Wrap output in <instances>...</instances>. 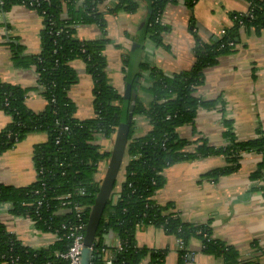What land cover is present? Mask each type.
<instances>
[{"label": "trees", "instance_id": "16d2710c", "mask_svg": "<svg viewBox=\"0 0 264 264\" xmlns=\"http://www.w3.org/2000/svg\"><path fill=\"white\" fill-rule=\"evenodd\" d=\"M149 12L145 30L155 45L162 44V33L167 27L158 22L168 3L176 0H149ZM191 9L197 0H183ZM0 0V12L5 13L12 4L21 3L34 9L42 19L39 31L41 51L38 54H23L22 46L8 42L11 60L15 67L33 68L37 75L36 89L45 101L41 112L26 107L28 88L0 82V109L10 117V123L0 132V154L14 146L27 134L44 132L43 144L33 149V165L36 181L25 187L0 184V207L9 205L15 216H28L36 229L55 233L58 237L45 248L28 247L0 224V263L2 264H65L55 254L65 251L67 240L61 224L74 220L73 213H58L56 197L70 194L73 205L83 208L87 221L89 208L98 191L99 180L95 174L101 163L108 160L109 150L95 144L97 135L113 140L116 127L126 120L130 91L136 92L132 122L129 126L126 156L122 181L106 205L100 219L89 264H104L109 257L111 264H161L164 251L139 247L135 232L147 226L161 227L166 233L180 240L185 248L193 235L201 238L203 250L221 256L224 264H256L250 259H239L230 246L210 239L205 227L181 221L172 203L159 204L155 195L165 178L163 171L180 161H189L220 155L226 164L203 173L202 180L216 181L239 168L244 153H257L262 157L251 179H260L264 169V132L256 138L237 141L231 123L223 120L224 145L208 146L202 140L192 152L186 151L188 142L178 136V129L192 125L198 108L214 109L223 104L220 98L205 101L194 95L203 81V70L213 66L220 55L232 53L235 37L240 28L259 30L264 27V0H249L246 15L232 13L233 26L225 31L218 41L204 43L199 40L194 49L195 62L189 70L166 77L161 71L144 64L139 66L135 79L143 71L148 72V85L141 86L149 94L150 101L143 103L137 96L138 82L131 81L128 93H118L108 84L104 74L106 58L105 14L120 11L132 13L138 4L135 0H114L105 10H100V0ZM2 3V4H1ZM65 14V17H62ZM94 25L100 36L94 40L75 37L78 26ZM60 30L59 33L57 31ZM81 60L93 81L94 116L78 120L74 117L75 105L68 91L76 82L70 63ZM148 121L150 129L138 135L135 120ZM66 130L61 132V129ZM40 201V206L37 202ZM70 206V207H72ZM57 212V213H56ZM112 234L121 243H104L103 238ZM183 253V249L180 251Z\"/></svg>", "mask_w": 264, "mask_h": 264}, {"label": "crops", "instance_id": "0c3cea01", "mask_svg": "<svg viewBox=\"0 0 264 264\" xmlns=\"http://www.w3.org/2000/svg\"><path fill=\"white\" fill-rule=\"evenodd\" d=\"M100 1L103 2L98 8L105 10L114 0ZM135 1L138 7L132 13L104 15L108 39L104 74L108 84L120 94L131 81L138 82L137 96L143 103L151 97L139 89L140 85H148V72L143 71L140 79H135L141 64L156 68L166 77L189 70L195 62L197 40L208 44L218 41L221 31L233 26L230 15H246L249 9V0H197L191 9L183 0L168 3L160 16V23L167 30L162 33V44L155 45L145 30L150 1ZM82 2L79 0L78 4ZM41 28L39 14L24 4L15 3L7 12H0V82L28 88L25 105L34 112L45 107L36 89V72L13 65L8 42L21 45L23 54H38ZM74 35L80 40H94L100 31L94 25L78 26ZM234 41L232 53L218 56L215 65L203 70L204 81L194 92L205 101L220 98L223 109L198 108L193 124L178 129V136L189 143L186 151L192 152L195 143L202 140L208 146L224 145L223 120L231 123L237 141L253 139L258 131L264 132V27L259 30L242 27ZM70 65L76 75V82L68 91L75 105L74 117L90 119L94 116L92 78L81 60ZM9 123L10 117L0 109V132ZM136 125L138 135L150 129L145 119H138ZM46 139L44 132L29 133L2 152L0 184L25 187L35 182L33 149ZM105 141L101 146L108 150L111 140ZM261 160L260 154L244 153L239 168L216 181L202 180L200 176L226 164L220 155L177 162L164 169L165 183L155 200L161 205L172 203L182 222L205 227L210 239L232 247L239 259L264 264V169L260 179L250 178ZM0 224L31 248H45L58 239L55 233L36 229L29 218L12 215L8 207H0ZM135 239L139 247L164 251L161 264H224L221 256L204 252L201 238L195 235L190 237L183 253L176 238L161 227L139 228ZM103 240L111 246L118 242L112 234Z\"/></svg>", "mask_w": 264, "mask_h": 264}, {"label": "water", "instance_id": "95a60500", "mask_svg": "<svg viewBox=\"0 0 264 264\" xmlns=\"http://www.w3.org/2000/svg\"><path fill=\"white\" fill-rule=\"evenodd\" d=\"M129 91L130 86L127 85L125 93H128ZM135 98L136 92L131 90L126 120L120 122L114 132L113 142L109 151L106 167L99 183L98 191L95 195L93 204L89 208L83 242L84 248L81 253L80 264H89L92 254L90 247L95 243L97 228L103 211L108 202L111 200L112 194L115 190V181L128 143V132L129 126L132 122V112L134 109Z\"/></svg>", "mask_w": 264, "mask_h": 264}, {"label": "built area", "instance_id": "2783aa9c", "mask_svg": "<svg viewBox=\"0 0 264 264\" xmlns=\"http://www.w3.org/2000/svg\"><path fill=\"white\" fill-rule=\"evenodd\" d=\"M44 1H48V0H44ZM160 16H161V14H160ZM160 16L158 18L159 23H160ZM59 32H60V30L57 31V33H59ZM224 33H225V31L222 30L221 36H223ZM138 119H140V118H137L135 120V123ZM141 119H143V118H141ZM65 130H66V127H63L61 129V132L65 131ZM113 137H114V134L112 135V138ZM112 142H113V140H111V145H112ZM95 144H97V143H95ZM110 148H111V146H110ZM110 148L108 149L109 151H110ZM106 162L101 163L100 166L98 167V171L95 174V180L96 181H98V180H99V182L101 181V178L103 176V173H104V170L106 167ZM116 190H118V188ZM116 190H114V192ZM70 197H71L70 194H66V195H61V196L55 198L56 201L59 203L58 213L64 214V213L72 212L73 217H74L73 221L61 224V230L64 231V238L67 240V248L65 251L57 252L55 254V256L59 260L63 261L65 264H80L81 253H82V250L84 248L83 242H84V235H85V228H86V222L87 221H85L84 217H83V208L79 207L77 205L72 206ZM40 204H41V202L38 201L37 206H40ZM2 206L9 208L8 204H3ZM70 206H72V207H70ZM24 217L29 218L28 216H24ZM30 220H32V219H30ZM32 222H34V221L32 220ZM176 241H177V245H178L179 249H181V250L184 249L182 242L178 239H176ZM93 245L90 247L91 250H92ZM116 247H117V249H121V243L117 242ZM104 264H111L109 257L105 258Z\"/></svg>", "mask_w": 264, "mask_h": 264}, {"label": "rangeland", "instance_id": "374dc122", "mask_svg": "<svg viewBox=\"0 0 264 264\" xmlns=\"http://www.w3.org/2000/svg\"><path fill=\"white\" fill-rule=\"evenodd\" d=\"M105 140H107L104 136H99L97 135L96 138H95V141L94 143H97L99 145H104L105 144ZM110 148V147H109ZM128 161V158L126 156V154L124 155V158L121 162V165H120V169H119V172H118V175H117V178H116V181H115V185H114V188L115 190L118 188L120 182L122 181V173H123V168H124V165L126 164V162Z\"/></svg>", "mask_w": 264, "mask_h": 264}]
</instances>
